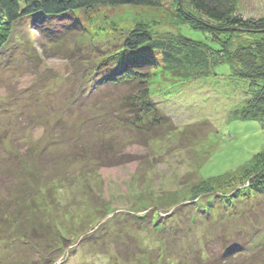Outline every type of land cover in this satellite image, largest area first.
I'll return each instance as SVG.
<instances>
[{"label":"rangeland","instance_id":"1","mask_svg":"<svg viewBox=\"0 0 264 264\" xmlns=\"http://www.w3.org/2000/svg\"><path fill=\"white\" fill-rule=\"evenodd\" d=\"M162 2L164 8L172 3L175 5L176 0ZM237 10L246 18L263 16L264 0H239ZM79 19L81 23L74 26L67 20L59 27L56 22L49 23L52 24L49 36L36 24L17 26L15 40L10 42L5 55L0 56L1 129L6 126L16 132L13 140L18 142H23L24 134L29 136L32 145L57 141L59 148H50V154H56L55 165L50 169L53 172L43 178L50 180L57 169H60L59 175L66 177V180L60 177L56 181L61 185L51 198L47 193L34 196L39 207L47 205L46 202L50 204L46 211H38L33 203H29L31 209L23 208L21 204L13 205L7 210L10 214L6 215L0 207V217L9 220L14 219L19 211L27 214L33 211L28 222L13 221V229L8 224L4 227L0 221V262L3 250L6 248L7 251L11 246L9 242L1 241L4 235L7 239L17 237L16 231L22 226L26 239L15 243L14 251H8L13 264H21V261L24 264H48L46 258H54L52 252L58 249L62 250V255L56 256L55 264H150L151 261L152 264H209L212 255L218 257H214V261H219L225 249L233 245L239 250L230 253L229 257L233 259L226 264H264V221H249L248 210L249 218L234 219L218 227L203 225L201 230L185 235L181 241L170 237L164 239L167 240L164 244L156 236V228L137 229L136 223L125 221L123 216L151 214L150 207L145 205L148 202V205L171 204L172 195L189 193L192 187L207 178L226 174L238 176L241 178L239 182L231 180L240 185L253 179L251 177L258 172L250 170L255 175L247 177L244 170L252 165L254 154L264 152V124L239 120L237 112L249 93V83L233 77L232 65L228 61H223L207 75L193 78L175 76L174 71L165 68L154 69L148 91L156 107L164 112L165 118L168 117L167 125L148 134L128 126L103 124L104 120L99 118L85 124L86 117L103 116L105 111L79 110L75 106L76 93L83 86L90 65L97 62L102 51L113 43L111 36L116 38L120 32H128L140 23L147 26L153 39H174L178 32L195 41L208 43L210 39L188 26H179V20L163 10L120 7L82 13ZM28 36L35 41L36 56H29L31 52L27 53L25 46L21 45ZM237 36L242 44L258 40V36L253 35L240 33ZM227 37L221 36L220 39L223 41ZM38 92L36 100L33 96ZM43 125L52 136L44 135ZM94 126L105 130L102 139L95 143L91 134L99 130H94ZM111 128L113 132L109 133ZM71 137L79 138L80 143ZM85 143L87 145L81 147ZM64 158L66 161L70 159L71 165L60 166ZM4 164L2 177L7 178L12 167L9 163ZM77 176L80 184L77 181L73 184L77 187L62 186ZM84 182L90 187L81 190ZM3 195L7 193L0 187V199ZM250 199L258 202L254 208L264 205V196ZM174 200L178 202V199ZM53 201L59 205L52 206ZM63 209L68 221L61 216ZM261 217L259 214L254 218L258 221ZM51 219L63 227L61 232L65 241L60 239V243H49L46 250H40L46 240L31 230L40 224L46 228L43 237L49 239L48 223ZM59 221L61 223L57 224ZM154 224L155 221L149 226ZM171 225L164 227L176 233L170 229ZM106 227L111 228L109 233ZM105 231L108 236L102 239L100 234ZM175 233L173 236H177ZM91 234L94 235L91 246L79 244ZM116 236L121 237L115 241ZM173 238L177 241L174 242ZM134 239L142 243V248H133V244L136 245ZM147 241L151 242L149 250L144 245Z\"/></svg>","mask_w":264,"mask_h":264},{"label":"trees","instance_id":"2","mask_svg":"<svg viewBox=\"0 0 264 264\" xmlns=\"http://www.w3.org/2000/svg\"><path fill=\"white\" fill-rule=\"evenodd\" d=\"M238 1L176 0L175 5L172 3L170 6H166L167 8H162V0H0V56L2 54L5 55L10 42L15 40L14 30L17 26L36 24L37 28H43L47 36H49V32H52L50 29L52 24L49 23L56 22L59 27L67 20L68 24L74 26L81 23L79 17L82 13L89 14L120 7L163 10L179 20V26H188L193 31L206 34L207 38L210 39L209 42L195 41L179 32L174 39H153L151 34L148 33L147 26L140 23L130 28L128 32H120L116 38L111 36L110 39H112L113 43L109 44L108 49L102 51V55L99 56L100 59L97 62L90 65L83 86L80 87L75 97L77 99L75 106L79 110L86 109L85 111H90L96 109L105 112H103V116L92 115L86 117L83 123L91 124L96 118H99L98 120H104L103 124L113 123L128 126L130 129H137V132L140 133H155L156 130L167 125L169 119L164 117V112L156 107L149 95L148 82L152 75V70L165 68L174 71L175 76L193 78L207 75L217 65H220L223 61H228L232 65L233 77L249 83V93L246 94L243 107L237 112L239 120L257 121L264 124V15L243 17L242 13L237 10ZM168 10H171V12ZM240 33L247 36H258V40L242 44L237 40V35ZM221 36L228 37L222 41L220 39ZM34 44L35 41L30 36L25 42H21V45L25 46L26 52H31L28 54L31 57L37 54ZM39 91L41 90L39 89ZM38 94L39 92L33 96L36 97V100L38 99ZM45 123L48 125V122ZM46 125H43L46 131L43 132L44 135L49 134L48 136H52V134L47 132L48 128ZM94 130H99V132L91 134L95 143L100 138L102 139L105 130L99 126H94ZM110 132H113L112 128L109 129ZM15 135L16 132H11L8 127L5 126L1 129L0 126V166L2 163V167H0V187L7 193L6 196H2L4 198L1 197L0 199L1 210L5 211L6 215H9L10 213L7 210L13 205L21 204L23 208L28 209L30 208L29 203H33L36 210L46 211L50 204L46 202L48 206L43 204L42 207H39L34 202V196H38L39 193L43 195L47 193V196L51 198L61 185L56 184V181L60 177L66 180L65 175L57 173L60 169H57L55 176L50 178V180L43 178V176H48L49 172H53L50 169L55 165L54 158L56 154H50V148H59L57 146L58 142L51 141L43 145H32L29 143V136L24 134L23 142H18L13 140ZM73 138L74 141L78 142L79 138L71 137V139ZM12 145L14 146L11 147ZM86 145L85 143L81 147ZM44 155L45 157L43 158ZM253 157L252 165H248V168L245 167V172H243L247 177L255 175L250 170L258 173L252 176L251 178L253 179H250L251 181L248 183L243 185H240L241 183H233L231 179L239 182L241 178L238 176L231 177L227 174L207 178L201 184L192 187L189 193L187 192L188 194L172 195L173 202L175 201L174 199H178V202H172L173 204L163 202L160 205L153 203L148 205V202L145 205L150 207L151 214L148 212L142 216H136L135 214L123 215L125 221L131 220V223H136L137 229L156 228V236L162 239L163 244L167 241L164 239H170V237H177L176 239L181 241L185 235L201 230L204 227L203 225H216L218 227V225H224V223L231 222L234 219L249 218L246 210L249 211L251 216L249 221L263 222L264 205L254 208V206L258 205V202H251L252 199L250 198L264 196V152L260 151L254 154ZM4 163H9L12 167L10 173L7 174V178L2 177L5 171ZM71 163L70 159L66 161L64 158L60 166H68ZM60 166L57 165L58 168ZM89 168L95 169L94 166ZM243 169L244 167L241 171ZM78 178L77 176L73 180H67L62 186L77 187V185L73 184L76 181L77 183L80 181ZM82 186L81 190L90 187L85 182ZM230 188H235V190L231 191ZM183 195L186 196L183 199L180 198ZM58 205L59 203L52 202V206L56 207ZM75 209L77 208L75 207ZM22 211H19L14 219L11 217V220L4 218L5 221H3V217H0L3 226L5 227L8 224L13 229V224L17 220L28 222L31 218L30 213L33 211H30L29 214L22 213ZM64 212V209L62 212L60 211L61 216L66 217L68 221ZM160 213H164L162 214L163 216H160ZM259 214L262 215L261 220L256 221L254 217ZM152 215L155 216L153 217ZM117 217H120V215ZM54 221L55 219H51L48 223L51 232L49 239L48 236L43 237L46 228L40 226V224L39 226H34L31 230V233L39 236L42 240H46L45 246L40 250H46L45 247H48L49 243H60V239L65 241L61 232L63 227L56 225ZM153 221H155L154 226H149ZM60 223L59 221L57 224ZM169 223L174 224L171 225ZM165 225H171L170 229H174L176 233L166 230L168 227H164ZM246 225L248 224L246 223ZM106 228L109 233L111 228ZM22 229L21 226L16 231L19 235L17 237L13 236L7 239V236L4 235L5 238L1 241H7L11 246L7 251L6 248L3 250V259L0 264H13L10 262L12 258L11 253L8 251H14L13 245L26 239ZM3 233L6 232L3 231ZM94 233L96 232L92 234ZM173 233L177 234V236H173ZM22 234L23 236L20 237ZM92 234L79 241V244L84 243V246H91L94 236ZM107 236L106 231L100 234L102 239L104 237L107 238ZM119 237L121 236H116L115 241ZM176 239L174 242L177 241ZM134 241L136 245L133 244V248L140 249L142 243L139 244L138 239H134ZM127 242L124 241V243ZM150 243L149 241L145 244L143 243L147 245L145 249L149 250L150 246L148 245ZM106 250L104 249L105 252H107ZM238 250L237 245L230 246L225 249L222 257H219V261H214L216 256L213 257L212 255L209 264H226L233 259V257H229L230 253L234 254ZM61 251V249H58L56 252H52V256L55 257L46 258L48 259L47 263L55 264L58 259L56 256L58 257L60 253L62 255ZM198 258H202L201 254H198ZM221 258L222 260H220ZM176 259L179 258L177 257ZM152 263L151 261L150 264ZM21 264L24 263L21 261Z\"/></svg>","mask_w":264,"mask_h":264}]
</instances>
